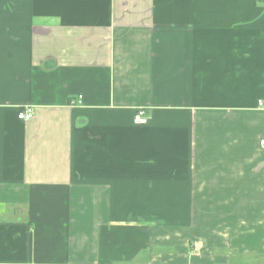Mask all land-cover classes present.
Returning <instances> with one entry per match:
<instances>
[{
  "label": "crops",
  "instance_id": "obj_1",
  "mask_svg": "<svg viewBox=\"0 0 264 264\" xmlns=\"http://www.w3.org/2000/svg\"><path fill=\"white\" fill-rule=\"evenodd\" d=\"M260 100L264 0H0V264H264Z\"/></svg>",
  "mask_w": 264,
  "mask_h": 264
},
{
  "label": "built area",
  "instance_id": "obj_2",
  "mask_svg": "<svg viewBox=\"0 0 264 264\" xmlns=\"http://www.w3.org/2000/svg\"><path fill=\"white\" fill-rule=\"evenodd\" d=\"M75 102V101H73ZM80 102V101H77ZM260 106L264 104V101L260 100L258 102ZM34 110L31 106H25L23 109L20 110V112L17 114V118L28 121L33 117ZM134 121L136 123H145L147 121V118L144 115V112L142 109H139L137 113L134 116ZM260 144L262 147H264V139L260 141Z\"/></svg>",
  "mask_w": 264,
  "mask_h": 264
}]
</instances>
